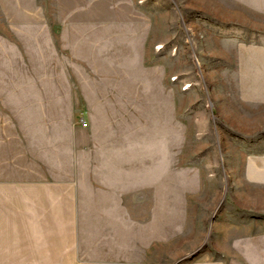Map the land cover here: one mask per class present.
I'll use <instances>...</instances> for the list:
<instances>
[{
    "label": "rangeland",
    "instance_id": "rangeland-1",
    "mask_svg": "<svg viewBox=\"0 0 264 264\" xmlns=\"http://www.w3.org/2000/svg\"><path fill=\"white\" fill-rule=\"evenodd\" d=\"M48 40L120 71L53 79L112 177L114 259L264 264V0H0V53Z\"/></svg>",
    "mask_w": 264,
    "mask_h": 264
},
{
    "label": "crops",
    "instance_id": "crops-1",
    "mask_svg": "<svg viewBox=\"0 0 264 264\" xmlns=\"http://www.w3.org/2000/svg\"><path fill=\"white\" fill-rule=\"evenodd\" d=\"M49 42L0 53V264H120L112 177L87 182L86 129L70 117L69 87L53 84L54 73L120 71L112 55L92 60ZM20 73L46 75L22 84Z\"/></svg>",
    "mask_w": 264,
    "mask_h": 264
},
{
    "label": "built area",
    "instance_id": "built-area-1",
    "mask_svg": "<svg viewBox=\"0 0 264 264\" xmlns=\"http://www.w3.org/2000/svg\"><path fill=\"white\" fill-rule=\"evenodd\" d=\"M80 126H81L82 128H86V127H87V124H86V122H85V123L80 122Z\"/></svg>",
    "mask_w": 264,
    "mask_h": 264
}]
</instances>
